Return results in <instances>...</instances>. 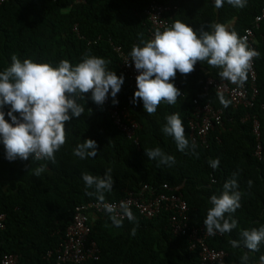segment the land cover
Instances as JSON below:
<instances>
[{
	"label": "trees",
	"instance_id": "trees-1",
	"mask_svg": "<svg viewBox=\"0 0 264 264\" xmlns=\"http://www.w3.org/2000/svg\"><path fill=\"white\" fill-rule=\"evenodd\" d=\"M153 1L176 5L172 25L179 20L198 35L201 30L210 31L209 25L226 26L236 18L231 31L239 37L246 27L253 25L263 2L247 0L246 6L239 8L224 0L219 9L214 0H7L0 4V72L11 65L14 55L21 61L31 59L53 67H58L62 60L76 66L87 55L104 58L109 62V70L124 77L116 105L110 95L109 103L103 105L92 101L91 93L85 94V99L77 98L84 113L65 123L66 142L55 153V163L44 159L9 162L0 142V214L6 215L5 227L0 228V258L5 253H17L18 264L48 263L47 253L55 252L64 240L69 226L75 222L77 208L88 206L82 209L88 215V239L97 242L100 258L66 264H201L200 248H191L194 239L190 231H173V211L163 209L147 218L133 210L135 220L117 217L122 219V226L117 227L111 214L89 206L98 199L86 195L81 174L102 177L106 169L112 168L115 183L113 190L105 193V200L120 199L127 190L140 189L144 184L168 194L178 192L188 203L186 222L190 228L204 225L213 206L210 197L219 196L224 183L236 173L241 207L231 218L237 221V227L231 233L210 235L206 243L228 253L223 264H260L264 243L259 251L250 252L242 245L232 247L229 241L241 240L243 230L264 226V20L255 29L259 95L253 107L234 108L222 95L229 102L225 107L215 91L204 96L206 79L221 78V69L204 61L197 62L190 74L177 72L173 83L182 95L175 104L161 102L150 115L142 101L131 102L138 89L125 76L122 57L113 44L121 45L130 54L134 44L142 47V42L153 39L158 29H153L144 15ZM194 98L209 99L216 108L223 109L225 127L212 131L206 146L190 139L189 118ZM115 106L126 108L137 123L133 138L112 119L110 108ZM3 110L7 113L10 105ZM247 111L260 119V138L252 129V120H242ZM172 114L179 115L189 140L190 147L183 152L178 150L174 138L162 131L166 118ZM5 119L11 122L7 115ZM85 139L97 142V155L82 160L74 151ZM157 147L173 156L175 163L167 166L158 159L150 160L145 152ZM259 148L261 156L257 154ZM217 158L219 165L213 169L209 162ZM40 167L45 170L36 176L35 170ZM248 181H252L251 186ZM164 184L172 191L165 189ZM246 253L249 259L243 262Z\"/></svg>",
	"mask_w": 264,
	"mask_h": 264
},
{
	"label": "clouds",
	"instance_id": "clouds-1",
	"mask_svg": "<svg viewBox=\"0 0 264 264\" xmlns=\"http://www.w3.org/2000/svg\"><path fill=\"white\" fill-rule=\"evenodd\" d=\"M227 3L243 8L247 0H227ZM223 4L224 0H214L217 9ZM208 28L211 30H201L198 35L192 27L177 20L163 32L156 30L154 38L142 42V47L134 45L129 55L139 74L136 77L138 90L131 102L142 101L144 110L150 115L157 111L161 102L175 104L182 95L173 83L177 72L190 74L197 62L206 61L208 65L221 69L219 76L222 79L242 86L247 80L253 58L259 53L249 49L243 38L223 24L209 25ZM108 63L104 58L86 55L76 66L62 60L58 67H53L31 59L21 61L14 55L11 65L0 72V142L5 149V158L9 162L44 159L55 163V153L66 142L65 123L84 113V107L76 102L77 98L85 99V94L91 92V99L97 105H103L109 95L113 105L119 103L116 97L124 77L109 70ZM219 99L221 104L228 106L229 102L222 95ZM5 105H10L7 113L3 110ZM5 115L11 122L5 119ZM166 120L162 131L174 138L179 151L188 149L189 140L179 115H169ZM97 147L95 140L85 139L77 146L74 155L82 160L94 158ZM195 147L193 143V151ZM145 153L150 160L158 159L161 164L171 166L175 163V158L166 155L159 147ZM219 162L217 158L209 163L216 169ZM44 170L43 167L37 168L34 174L40 176ZM112 171V168L106 169L102 177L87 172L81 175L86 195L97 196L104 210L111 214L112 223L120 227L122 219L117 218L116 207L105 202V193L111 192L115 183ZM235 177L236 173L224 183L219 196L210 197L213 206L204 220L210 235L231 233L237 227V221L231 218V214L241 207L242 193L238 190ZM248 184L251 186L252 181ZM120 211L129 221L135 220L127 203L121 202ZM132 235H135V229ZM240 236L241 240L229 241L232 247L242 245L250 252H257L264 243V226L243 230ZM248 259L246 253L242 261ZM260 264H264V256L260 257Z\"/></svg>",
	"mask_w": 264,
	"mask_h": 264
},
{
	"label": "built area",
	"instance_id": "built-area-1",
	"mask_svg": "<svg viewBox=\"0 0 264 264\" xmlns=\"http://www.w3.org/2000/svg\"><path fill=\"white\" fill-rule=\"evenodd\" d=\"M7 0H0V4ZM262 7L260 12L255 16L252 26L246 27L240 34L249 49L257 52V36L255 29H259L261 22L264 20V0H262ZM176 5H166L157 1H153L148 5L144 11L151 27L153 29H167L172 26ZM154 38V35H152ZM113 43V42H112ZM140 46L138 44H134ZM133 45V46H134ZM115 50L119 52L122 57L121 67L125 76L130 80L132 85L137 88L136 77L139 74L130 60V55L126 53L121 45L113 44ZM256 58L251 62V68L248 71L247 80L240 86L222 78L208 77L204 85V96H209L212 91L223 95L229 100L234 108L243 106L251 108L255 105L257 96L259 95V88L257 85L258 73L256 69ZM91 93V92H89ZM109 103V98L105 101ZM111 116L119 129L125 131L129 137H133L138 127L133 120L129 111L126 108L115 106L110 108ZM190 138L194 143L201 145H208L209 134L216 129H223L225 127L223 121V109L216 108L208 99L202 101L200 98H194L192 117L189 118ZM243 121L252 120V129L254 133L260 138L261 122L259 117L254 113L247 111V114L242 117ZM257 154L261 156L260 148ZM163 187L172 191L168 184ZM178 187L177 189H179ZM106 203L114 205L117 209L115 213L117 217L127 218L120 211L121 202L127 203L131 212L138 210L147 218H152L158 215L163 209L173 211L171 214V224L175 233L190 231V236L193 237L194 242L191 245L192 249L200 248V255L202 256L201 264H223L226 255L228 254L224 249L214 248L206 243L207 233L205 226L192 227L188 226L186 222L188 216V203L183 198L182 194L172 192L170 194L158 191L154 186L144 184L142 188L137 190H127L126 195L117 200L106 199ZM97 212H106L101 202L93 201L89 204ZM88 206H79L75 214V222L69 226L66 237L61 242L55 252L49 251L46 255L48 263L46 264H66L69 262H84L90 259L97 260L100 258V248L95 240H89L88 234L90 226L87 224L88 215L82 209ZM5 214H0V228L5 227ZM55 256V257H54ZM54 257L52 261L51 258ZM19 255L17 253H5L0 258V264H18Z\"/></svg>",
	"mask_w": 264,
	"mask_h": 264
},
{
	"label": "crops",
	"instance_id": "crops-1",
	"mask_svg": "<svg viewBox=\"0 0 264 264\" xmlns=\"http://www.w3.org/2000/svg\"><path fill=\"white\" fill-rule=\"evenodd\" d=\"M236 18L232 19L226 26L229 31H231V28L235 25ZM258 40V39H257Z\"/></svg>",
	"mask_w": 264,
	"mask_h": 264
}]
</instances>
